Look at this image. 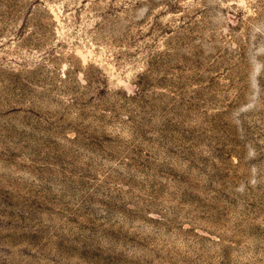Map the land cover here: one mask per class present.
I'll return each instance as SVG.
<instances>
[{
	"label": "rangeland",
	"instance_id": "obj_1",
	"mask_svg": "<svg viewBox=\"0 0 264 264\" xmlns=\"http://www.w3.org/2000/svg\"><path fill=\"white\" fill-rule=\"evenodd\" d=\"M0 264H264V0H0Z\"/></svg>",
	"mask_w": 264,
	"mask_h": 264
}]
</instances>
